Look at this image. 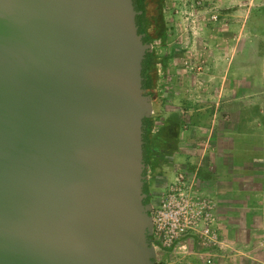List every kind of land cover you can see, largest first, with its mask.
<instances>
[{
    "label": "water",
    "instance_id": "1",
    "mask_svg": "<svg viewBox=\"0 0 264 264\" xmlns=\"http://www.w3.org/2000/svg\"><path fill=\"white\" fill-rule=\"evenodd\" d=\"M133 0H0V264H158Z\"/></svg>",
    "mask_w": 264,
    "mask_h": 264
},
{
    "label": "rangeland",
    "instance_id": "2",
    "mask_svg": "<svg viewBox=\"0 0 264 264\" xmlns=\"http://www.w3.org/2000/svg\"><path fill=\"white\" fill-rule=\"evenodd\" d=\"M163 14L167 38L152 43L160 61L153 104L165 111L193 100L182 110L183 147L212 145L210 124L264 128V0H163Z\"/></svg>",
    "mask_w": 264,
    "mask_h": 264
},
{
    "label": "crops",
    "instance_id": "3",
    "mask_svg": "<svg viewBox=\"0 0 264 264\" xmlns=\"http://www.w3.org/2000/svg\"><path fill=\"white\" fill-rule=\"evenodd\" d=\"M185 99L176 101L172 109L160 111L165 118L172 113L182 116V110L189 113V101L193 100ZM205 128V133L212 135V145L196 150L191 144L184 148L179 140L176 151L157 161L155 169H148V183L152 189L170 180L177 169L192 171L200 187L216 202L215 225L224 249H218L211 264H264V128L238 130L230 125L215 128L213 124ZM168 170L172 172L170 178L166 176Z\"/></svg>",
    "mask_w": 264,
    "mask_h": 264
},
{
    "label": "built area",
    "instance_id": "4",
    "mask_svg": "<svg viewBox=\"0 0 264 264\" xmlns=\"http://www.w3.org/2000/svg\"><path fill=\"white\" fill-rule=\"evenodd\" d=\"M164 118L163 112L153 109L152 133L160 129ZM148 175L149 171L146 178ZM151 193L150 244L157 253L156 263L211 264L218 249L224 248L215 225L216 202L200 187L196 174L187 168L177 169L170 180L154 186Z\"/></svg>",
    "mask_w": 264,
    "mask_h": 264
},
{
    "label": "trees",
    "instance_id": "5",
    "mask_svg": "<svg viewBox=\"0 0 264 264\" xmlns=\"http://www.w3.org/2000/svg\"><path fill=\"white\" fill-rule=\"evenodd\" d=\"M135 9L138 11L136 22L139 33L144 35V41L153 43L154 40L165 42L167 38V28L163 14V0H133ZM168 55L162 58L166 63ZM158 60L156 49L153 47L146 52L142 63V83L147 93L154 101L157 98L156 78L158 70ZM153 119L151 117L143 120V151L146 163V174L148 169H155L156 162L166 159L178 149L179 134L183 129L182 116L172 113L163 121L160 129L152 133ZM144 191L148 194L146 202H151L152 193L146 178Z\"/></svg>",
    "mask_w": 264,
    "mask_h": 264
}]
</instances>
